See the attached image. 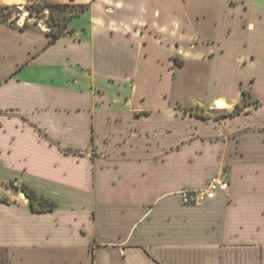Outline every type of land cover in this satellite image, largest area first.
I'll return each mask as SVG.
<instances>
[{"label": "crops", "instance_id": "0c3cea01", "mask_svg": "<svg viewBox=\"0 0 264 264\" xmlns=\"http://www.w3.org/2000/svg\"><path fill=\"white\" fill-rule=\"evenodd\" d=\"M37 1L87 9L54 42L36 32L45 42L0 76V264H264V77L213 91L214 54L198 47L215 0ZM243 22L256 32V19ZM30 33L7 34L24 44ZM12 42L0 51L15 53ZM29 66L47 67L48 80L44 68L24 77ZM243 89L259 103L225 114L244 104ZM217 175L226 191L182 201ZM23 184L56 207L33 210ZM56 185L70 208L60 210Z\"/></svg>", "mask_w": 264, "mask_h": 264}, {"label": "rangeland", "instance_id": "374dc122", "mask_svg": "<svg viewBox=\"0 0 264 264\" xmlns=\"http://www.w3.org/2000/svg\"><path fill=\"white\" fill-rule=\"evenodd\" d=\"M238 1V4L230 5L231 0H215L213 4L206 7V12L200 16V19H205L202 22V27L205 29L204 33L208 40L205 42L201 41L198 50L214 54L206 62L209 76L211 74L212 78L219 82V85L215 86L216 88L213 91L233 92L237 78L245 79L251 73L264 77V0ZM41 4L45 3L37 0L34 2L0 0V43L4 44L7 39L9 42L13 41L15 50V53H3L0 51V76L6 75L12 66L15 65V54L23 56L25 54L24 50L29 46L38 45L40 47L46 39L40 33L55 34L61 29L60 27L70 23L69 17L79 9V6L69 5L54 8L50 12L49 9H44ZM26 5H29L30 9ZM245 6L248 8L246 9ZM85 19H87V16L75 18L73 19V25L79 26L85 22ZM243 19H256L258 24L256 32L245 28ZM68 29H70V26H68ZM9 31H31L32 33L29 36L23 35L25 36L22 38L24 44H18L20 43L17 41L18 36H10L7 34ZM221 49H225L226 53H219ZM247 53L258 58L256 65L249 69L244 64L241 65L243 67L238 64V58ZM188 62L190 66L199 64L194 58ZM42 68H44L43 78L48 80L46 76H49L51 71L44 66H29L23 72V75L24 77L38 79L43 75V73L40 75ZM153 102L154 105L162 104L163 106L166 100L163 99L162 103L161 98H155ZM194 111L197 112L196 110ZM42 134L45 135V132L42 131ZM48 138L56 142L54 138ZM1 189L3 188L0 186V192ZM53 192L60 200V210L72 206L73 202L67 196V191L64 188L56 185L53 187Z\"/></svg>", "mask_w": 264, "mask_h": 264}, {"label": "trees", "instance_id": "16d2710c", "mask_svg": "<svg viewBox=\"0 0 264 264\" xmlns=\"http://www.w3.org/2000/svg\"><path fill=\"white\" fill-rule=\"evenodd\" d=\"M69 5H70L69 3H65V4L45 3L43 5L41 4V6L44 9H49L50 12H52L54 8L66 7ZM26 7L28 9H30L29 5H26ZM86 9H87V5H80L79 9L77 11H75L73 15H79L82 11H84ZM68 26H69L68 23L63 25L62 27H60L61 29L58 32H56L55 34L54 33H48L52 37L51 42H54L57 39H59L67 31L70 32V30L68 29ZM176 62H177V59H176ZM242 94L244 97V104L243 105L236 104L234 109L231 112L225 113V114H231V115L238 114L244 110V106H247L248 104H258L259 103L258 100L252 99V95L248 90L243 89ZM187 110H190L192 113H195L193 108H190ZM196 114L206 117V115L200 114L198 112H196ZM20 188L25 193V195L28 198H30V205H31V208L33 210L51 211L56 207V203L54 201H51L48 198L44 197L43 195L38 193L34 188L30 187L29 185L23 184L22 186H20Z\"/></svg>", "mask_w": 264, "mask_h": 264}, {"label": "built area", "instance_id": "2783aa9c", "mask_svg": "<svg viewBox=\"0 0 264 264\" xmlns=\"http://www.w3.org/2000/svg\"><path fill=\"white\" fill-rule=\"evenodd\" d=\"M229 183L223 175L212 177L202 189L185 188L180 191L182 201L186 204L201 205L212 200L220 192L228 189Z\"/></svg>", "mask_w": 264, "mask_h": 264}, {"label": "bare ground", "instance_id": "6f19581e", "mask_svg": "<svg viewBox=\"0 0 264 264\" xmlns=\"http://www.w3.org/2000/svg\"><path fill=\"white\" fill-rule=\"evenodd\" d=\"M217 106H218L219 108H224V107H225V103L222 102V101H218V102H217Z\"/></svg>", "mask_w": 264, "mask_h": 264}]
</instances>
